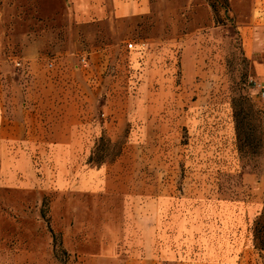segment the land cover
I'll return each instance as SVG.
<instances>
[{
    "label": "rangeland",
    "instance_id": "374dc122",
    "mask_svg": "<svg viewBox=\"0 0 264 264\" xmlns=\"http://www.w3.org/2000/svg\"><path fill=\"white\" fill-rule=\"evenodd\" d=\"M49 1L0 0V264H264V0Z\"/></svg>",
    "mask_w": 264,
    "mask_h": 264
},
{
    "label": "crops",
    "instance_id": "0c3cea01",
    "mask_svg": "<svg viewBox=\"0 0 264 264\" xmlns=\"http://www.w3.org/2000/svg\"><path fill=\"white\" fill-rule=\"evenodd\" d=\"M49 4L52 3L50 0ZM242 38V49L247 57L255 55H264V17L259 20L257 16H253L249 23L240 28ZM4 82L2 80L0 66V117H6V103L4 99Z\"/></svg>",
    "mask_w": 264,
    "mask_h": 264
},
{
    "label": "trees",
    "instance_id": "16d2710c",
    "mask_svg": "<svg viewBox=\"0 0 264 264\" xmlns=\"http://www.w3.org/2000/svg\"><path fill=\"white\" fill-rule=\"evenodd\" d=\"M226 4H227V0H225ZM213 8H215L214 5H212ZM224 14L226 15V17L228 18V14H229V8L228 5L224 11ZM231 22V21H230ZM240 109H238V111H236V117H251L255 112L257 114H262L261 110L257 109L255 111V109L257 108V104L254 102L252 97H245L242 98L240 103ZM238 130H239V126H238ZM110 144V142H109ZM41 217L44 220V222L46 223L48 230L51 234V238L53 240L54 243H56V234L54 233V231L51 228V224H50V219L47 215L46 212L42 211L41 212ZM254 239L257 243V247L260 251H264V210L263 212L260 214V216L257 218L256 222H255V227H254Z\"/></svg>",
    "mask_w": 264,
    "mask_h": 264
},
{
    "label": "built area",
    "instance_id": "2783aa9c",
    "mask_svg": "<svg viewBox=\"0 0 264 264\" xmlns=\"http://www.w3.org/2000/svg\"><path fill=\"white\" fill-rule=\"evenodd\" d=\"M132 48H133V45L132 44L128 45V49H132ZM85 62H86V59L83 58V60L81 61V63L82 64H85Z\"/></svg>",
    "mask_w": 264,
    "mask_h": 264
}]
</instances>
